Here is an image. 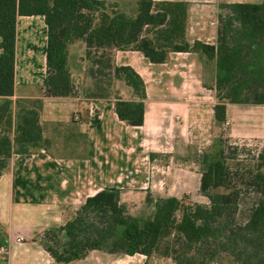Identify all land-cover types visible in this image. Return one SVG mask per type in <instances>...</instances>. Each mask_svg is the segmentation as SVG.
I'll return each mask as SVG.
<instances>
[{
    "label": "trees",
    "instance_id": "1",
    "mask_svg": "<svg viewBox=\"0 0 264 264\" xmlns=\"http://www.w3.org/2000/svg\"><path fill=\"white\" fill-rule=\"evenodd\" d=\"M40 14L47 26L44 81L48 95H70L74 84L67 47L82 40L92 65L88 73L122 80L134 99L116 97L114 110L129 125L143 121L144 82L129 65H115L112 49H135L149 61L164 62L169 51H193L214 58L216 103L213 116L225 121V103H264V0L223 4L215 44L184 37L186 6L180 1L136 0L134 11L111 0H0V174L13 152L42 145L36 108L20 105L10 136L14 91L15 19ZM156 28V30H154ZM222 137L193 156L206 203L147 193V209L131 212L119 189H101L85 198L63 224L34 238L56 264L83 258L89 251L108 254L158 253L175 264H264V137L253 167H231ZM229 148L231 150L229 151ZM228 149V154L226 153ZM246 193L250 205L238 208ZM241 214V216H237ZM239 217V218H238Z\"/></svg>",
    "mask_w": 264,
    "mask_h": 264
},
{
    "label": "crops",
    "instance_id": "2",
    "mask_svg": "<svg viewBox=\"0 0 264 264\" xmlns=\"http://www.w3.org/2000/svg\"><path fill=\"white\" fill-rule=\"evenodd\" d=\"M111 1L126 12L130 7L134 11L136 0ZM153 1L185 3V39L215 44L223 4L262 0ZM46 47L44 17L17 15L10 136L14 114L25 105L38 111L43 142L30 152H13L1 171L0 264H56L34 238L70 219L86 197L101 189H119L120 201L131 212L147 209V193L206 203L193 156L224 135L234 144L256 137L262 147L264 103L226 102L229 124L215 122L214 58L169 51L164 62L154 63L138 50L112 49L113 64L131 66L144 82L143 121L134 126L119 119L114 110L116 97L134 99L132 89L120 79L90 75L92 63L82 40L67 47L73 93L46 94ZM67 264L175 262L158 253L91 250Z\"/></svg>",
    "mask_w": 264,
    "mask_h": 264
},
{
    "label": "rangeland",
    "instance_id": "3",
    "mask_svg": "<svg viewBox=\"0 0 264 264\" xmlns=\"http://www.w3.org/2000/svg\"><path fill=\"white\" fill-rule=\"evenodd\" d=\"M131 8V7H130ZM154 30H156V28H154ZM72 49H71V54H72ZM223 132V131H222ZM225 140H227V144L230 146V147H235L236 146V151L233 152L234 150H231V148H229V151L231 150V153H232V158H229L228 162H230L231 164V167L232 168H235V166L233 165L234 163H238V167H239V171H243L244 169H246L247 167H253L254 165V162H255V155L257 154V151H259V142L257 140L256 137L254 138H244L243 140L239 141L237 144H234V143H231V141L229 140L228 137H226L224 135L223 137ZM245 143H248L247 145ZM259 149V150H258ZM228 149H226V153L228 154ZM184 198V201L189 203V202H197V201H194V200H190V199H186L185 197ZM252 198V194L251 193H246V195L244 196V198L242 199V201H240L239 203V206L238 208L240 210L242 209H246L249 205H250V200ZM199 203H202V202H199ZM133 213H138V211H135ZM241 216V214H237V216ZM239 218V217H238ZM228 258L225 257L221 263H209V264H228Z\"/></svg>",
    "mask_w": 264,
    "mask_h": 264
},
{
    "label": "built area",
    "instance_id": "4",
    "mask_svg": "<svg viewBox=\"0 0 264 264\" xmlns=\"http://www.w3.org/2000/svg\"><path fill=\"white\" fill-rule=\"evenodd\" d=\"M75 117H77V115ZM227 124H229V121L228 120H225L224 121V126H226Z\"/></svg>",
    "mask_w": 264,
    "mask_h": 264
}]
</instances>
